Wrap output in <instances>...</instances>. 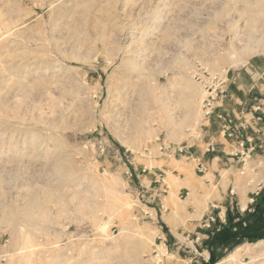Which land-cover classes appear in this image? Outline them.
I'll use <instances>...</instances> for the list:
<instances>
[{
    "label": "rangeland",
    "instance_id": "obj_1",
    "mask_svg": "<svg viewBox=\"0 0 264 264\" xmlns=\"http://www.w3.org/2000/svg\"><path fill=\"white\" fill-rule=\"evenodd\" d=\"M263 27L264 0H0V264H211L228 209L264 208ZM217 251L264 264V238Z\"/></svg>",
    "mask_w": 264,
    "mask_h": 264
},
{
    "label": "built area",
    "instance_id": "obj_2",
    "mask_svg": "<svg viewBox=\"0 0 264 264\" xmlns=\"http://www.w3.org/2000/svg\"><path fill=\"white\" fill-rule=\"evenodd\" d=\"M201 73V80L204 82V98L202 100V111L206 119H211L213 116L217 117L222 123V134L223 136L233 141L234 139H241V130H245L247 125L243 122H238L234 117L227 115L223 110H221V105L219 104L220 98L224 95L225 89V79L219 74H208ZM257 120H261V117H257ZM246 141H251V138L242 139L237 144L240 147L246 146ZM215 145L209 143L206 152L215 151ZM176 149H174L175 151ZM197 166L199 171H206L207 166L201 158H196Z\"/></svg>",
    "mask_w": 264,
    "mask_h": 264
},
{
    "label": "trees",
    "instance_id": "obj_3",
    "mask_svg": "<svg viewBox=\"0 0 264 264\" xmlns=\"http://www.w3.org/2000/svg\"><path fill=\"white\" fill-rule=\"evenodd\" d=\"M227 215V223L221 225L212 235L211 264L222 256V253L217 251L218 248L225 250L245 240L264 238V208L258 206L240 218L232 216L228 209Z\"/></svg>",
    "mask_w": 264,
    "mask_h": 264
},
{
    "label": "bare ground",
    "instance_id": "obj_4",
    "mask_svg": "<svg viewBox=\"0 0 264 264\" xmlns=\"http://www.w3.org/2000/svg\"><path fill=\"white\" fill-rule=\"evenodd\" d=\"M259 11V10H258ZM259 13V12H258ZM262 13V12H261ZM259 15V14H258ZM252 15H250V17H251ZM250 19H252V18H250ZM252 20H254V19H252ZM255 20H256V18H255ZM257 21V20H256ZM253 22H255V21H253ZM251 24H253V23H251ZM250 24V25H251ZM245 28V27H244ZM252 28H253V26H252ZM251 28V29H252ZM262 28V27H261ZM264 28V27H263ZM250 29V28H249ZM248 29V31H250L251 32V30H249ZM253 29H255V28H253ZM257 29V28H256ZM254 31H257V30H254ZM254 31H252L253 33H248L247 31V33H248V35L250 34V38H252V40H251V42H249L248 44H246V50L248 51V50H253V47H254V40L256 41L257 39H253V37L255 36L254 34H256V33H254ZM244 32V31H243ZM260 32H262V33H264V31H260ZM239 34V33H238ZM263 35V34H262ZM261 37V36H260ZM257 38H258V36H257ZM261 39L262 38H260V41H261ZM258 42V41H257ZM263 42V41H262ZM261 44V43H260ZM257 45H258V43H257ZM258 47V46H257ZM256 48V47H255ZM10 120V119H9ZM51 124V123H50ZM176 132V131H175ZM5 133V132H4ZM4 133L2 134H0V142L2 141L3 143H4V141H5V139H4V137H3V135H4ZM6 134V133H5ZM14 134V133H13ZM20 137V136H19ZM19 139V138H18ZM12 140V139H11ZM30 141H32V140H30ZM7 142V141H6ZM12 142V141H11ZM11 142L10 143H8L9 144V148L11 149ZM34 144V143H33ZM31 146H32V144H31ZM29 147V146H28ZM4 149V145H0V150H3ZM16 149V151H17V147L15 148ZM14 150V149H13ZM12 150V151H13ZM1 152V151H0ZM15 152V151H14ZM16 154H17V152H16ZM2 155V154H1ZM27 155V154H26ZM262 175L260 176V177H258L257 179L258 180H255V181H252L251 183H252V188H255L256 187V185L259 183V181H261V180H264V170L262 171V173H261ZM210 176V175H209ZM209 178V177H208ZM255 179V178H254ZM191 181V180H190ZM190 183V182H189ZM186 184V183H185ZM187 185V184H186ZM190 185H193L194 186V184H191L190 183ZM0 186H1V181H0ZM188 186V185H187ZM196 188H197V186H196ZM195 187L193 188V190L194 189H196ZM196 192V191H195ZM5 206V205H4ZM6 207V206H5ZM33 208V206L32 205H30L29 207H28V209H32ZM12 219V212H10V211H7V213H6V215L3 217V220L5 221H10ZM232 256V255H231ZM61 257V256H60ZM59 257V258H60ZM223 262V259L221 260V261H219V263L218 264H221Z\"/></svg>",
    "mask_w": 264,
    "mask_h": 264
},
{
    "label": "crops",
    "instance_id": "obj_5",
    "mask_svg": "<svg viewBox=\"0 0 264 264\" xmlns=\"http://www.w3.org/2000/svg\"><path fill=\"white\" fill-rule=\"evenodd\" d=\"M220 129H221V127H220ZM220 129H219V133H220ZM220 138H221V134L217 136V139H218L217 144H219V145H221V143H219V142L221 141ZM209 143H212V144L215 145V141H210V142H208L207 144H209ZM203 154H205V152H203Z\"/></svg>",
    "mask_w": 264,
    "mask_h": 264
}]
</instances>
